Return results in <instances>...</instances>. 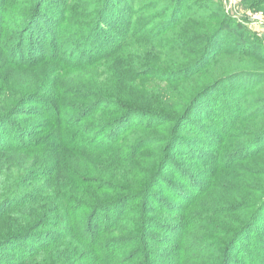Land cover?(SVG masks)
Returning <instances> with one entry per match:
<instances>
[{
  "label": "trees",
  "instance_id": "16d2710c",
  "mask_svg": "<svg viewBox=\"0 0 264 264\" xmlns=\"http://www.w3.org/2000/svg\"><path fill=\"white\" fill-rule=\"evenodd\" d=\"M221 1L0 0V264H264V46Z\"/></svg>",
  "mask_w": 264,
  "mask_h": 264
},
{
  "label": "rangeland",
  "instance_id": "374dc122",
  "mask_svg": "<svg viewBox=\"0 0 264 264\" xmlns=\"http://www.w3.org/2000/svg\"><path fill=\"white\" fill-rule=\"evenodd\" d=\"M221 2H222L224 11L228 13V15H230L231 17H233L235 20H238V21H241L244 19L243 21L244 25L246 27H251L252 30L257 31V33L261 31V34H259V36L257 35V38H260V37L262 38V41H260L259 43L262 46H264V24L259 25L258 21H256L257 23L253 24L252 21L248 19V17H250L252 14H257L259 16L264 17V8L260 7V9L249 10L248 8H245L246 6L243 5L241 1L238 2L234 7H232V5H229L228 0H222ZM22 82H23V77H19L18 83H22Z\"/></svg>",
  "mask_w": 264,
  "mask_h": 264
},
{
  "label": "built area",
  "instance_id": "2783aa9c",
  "mask_svg": "<svg viewBox=\"0 0 264 264\" xmlns=\"http://www.w3.org/2000/svg\"><path fill=\"white\" fill-rule=\"evenodd\" d=\"M240 1L241 0H228V3H229V5H232V7H234ZM248 19L251 20L253 24L257 23L256 21H258L259 25H263L264 24V22H263L264 21V17L263 16H259L257 14H252L250 17H248ZM258 34H261V31H259Z\"/></svg>",
  "mask_w": 264,
  "mask_h": 264
}]
</instances>
